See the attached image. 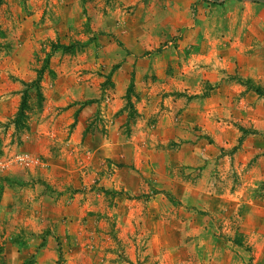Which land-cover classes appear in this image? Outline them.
Returning <instances> with one entry per match:
<instances>
[{"label":"rangeland","instance_id":"obj_1","mask_svg":"<svg viewBox=\"0 0 264 264\" xmlns=\"http://www.w3.org/2000/svg\"><path fill=\"white\" fill-rule=\"evenodd\" d=\"M252 5L264 29V0H0V264H264L250 209L159 127L211 94Z\"/></svg>","mask_w":264,"mask_h":264},{"label":"crops","instance_id":"obj_2","mask_svg":"<svg viewBox=\"0 0 264 264\" xmlns=\"http://www.w3.org/2000/svg\"><path fill=\"white\" fill-rule=\"evenodd\" d=\"M262 10L263 7L250 6L246 14L253 21L250 28L254 30L241 34L223 59L211 61L213 65L221 64L208 74L213 82L211 94L167 101L173 109L166 111L159 125L164 135L188 140L177 150L180 165L187 167L201 161L202 169L209 176L211 172V184L212 176H218L215 182L222 188V201L229 198L236 201L238 210L250 209L243 217L240 234H252L254 227L257 239L252 245L259 248L264 246V242H259L261 237L264 240L259 233L264 228V95L244 81L254 80L264 89V60L258 52L264 29L257 24L262 21ZM143 73L138 68V74ZM178 110L181 116L176 122L171 114ZM80 137L83 135H72L70 139L75 142Z\"/></svg>","mask_w":264,"mask_h":264},{"label":"built area","instance_id":"obj_3","mask_svg":"<svg viewBox=\"0 0 264 264\" xmlns=\"http://www.w3.org/2000/svg\"><path fill=\"white\" fill-rule=\"evenodd\" d=\"M39 160L40 159L38 156L28 153V152L17 153L13 159V161L17 165L28 167V168L38 165ZM0 163L2 164V166H9V163H3V161H0Z\"/></svg>","mask_w":264,"mask_h":264},{"label":"trees","instance_id":"obj_4","mask_svg":"<svg viewBox=\"0 0 264 264\" xmlns=\"http://www.w3.org/2000/svg\"><path fill=\"white\" fill-rule=\"evenodd\" d=\"M260 93V91H258Z\"/></svg>","mask_w":264,"mask_h":264}]
</instances>
